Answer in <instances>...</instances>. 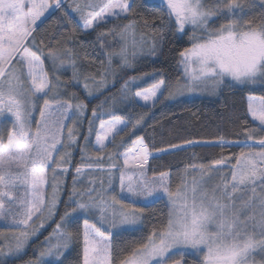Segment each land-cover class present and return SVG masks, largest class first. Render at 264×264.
Wrapping results in <instances>:
<instances>
[{"label": "snow or ice", "instance_id": "snow-or-ice-1", "mask_svg": "<svg viewBox=\"0 0 264 264\" xmlns=\"http://www.w3.org/2000/svg\"><path fill=\"white\" fill-rule=\"evenodd\" d=\"M185 35L179 77L163 69L128 75ZM71 86L86 97L108 95L88 118ZM225 89L248 93L245 139L201 145L219 147L220 156L185 165L175 185L171 171H157L149 158L194 141L153 142L154 154L139 136L119 151L157 105ZM257 90L264 92V0H0V264H264V95ZM121 107L141 111L118 115ZM233 146L238 154L224 155ZM77 147L81 163L68 187Z\"/></svg>", "mask_w": 264, "mask_h": 264}, {"label": "trees", "instance_id": "trees-1", "mask_svg": "<svg viewBox=\"0 0 264 264\" xmlns=\"http://www.w3.org/2000/svg\"><path fill=\"white\" fill-rule=\"evenodd\" d=\"M144 0H135L137 6L142 5ZM144 15H149L154 12L155 9H147L143 10ZM254 11H259V8ZM135 18V17H133ZM127 21H120V23H126ZM112 25L109 24L106 26L110 28ZM47 27V26H46ZM105 29V30H106ZM139 32L143 31L146 36H151L152 34L148 32V30L139 27L137 29ZM89 41L95 39V34L91 37L84 38ZM188 46V37L185 35L179 41H171L167 42L163 49V54L160 55L155 60L151 58H141L135 67V70H129L128 75H140L144 72H151L154 69L160 70L163 69L166 76H171L173 79L179 77L182 74L181 66L178 64L179 56L178 52L183 47ZM83 64V59L81 60ZM86 67V66H85ZM91 72H95L96 68L93 67L88 69ZM61 76V80L68 79L71 76V70H61L58 73ZM152 81L149 79L146 82H140L141 87H147ZM69 91H75L78 93L81 99L85 101L88 105L87 117L91 118V110L93 107H97L104 100L108 93H104V95H97L96 98L86 97L85 93L80 86H71L68 89ZM133 90H137L135 87ZM115 92L116 89L113 88L111 90ZM254 95H264V92L257 90ZM245 93H236L230 90L225 89L221 94L214 95L211 97H202L197 99H187L184 98L183 103H175V102H165L164 104L157 105L146 117V123L143 127L138 128L134 135H128L124 137L125 144L123 147L119 149L120 152H126L128 149L133 148L135 145L133 141L137 139L139 136L145 137V142L149 144L150 150H153V142L155 148L167 147L169 143L183 144L186 140H192L197 143H215L220 137H223L226 141H238L245 139L244 136V128L245 126L241 123V121L245 118L242 114L246 110L247 100ZM227 103V109L223 107ZM128 111L133 113L140 112L141 109L139 107H131L125 110L121 107L118 111V115H127ZM233 113L241 116V120L230 121L229 116H232ZM104 119H108L105 115ZM249 119V124H251V120ZM96 126L99 125V120L95 122ZM155 125V127H151ZM87 129V120L85 119L84 125L81 128V132L86 134ZM259 134H257L258 136ZM92 140V138H91ZM80 144H83V139L81 138L79 141ZM111 149V145L109 146ZM89 149L91 151V145H89ZM238 147H225L224 155L231 156L234 153L238 154ZM221 154V150L219 147L212 146H193L187 148L183 151L172 152L163 156H160L159 159L151 160L149 158V165L152 168H155L157 171L160 170H170L172 173V181L173 185L179 182V176L177 175L178 170L183 169L185 165L196 162V163H209L212 159L218 158ZM108 153L105 152L102 154V163L107 167L110 161L107 159ZM119 164H123L122 156L116 158ZM81 163V154L79 152V148H75L73 150V155L71 158L72 168L67 177V186L70 187L72 180L71 176L74 174V168L76 165ZM227 171V169H225ZM86 173L88 171L86 170ZM91 175H100V173H91ZM151 175V173H150ZM89 175H85L81 177V180L84 184H87ZM62 198H65L62 194ZM159 210L166 211L164 209L163 204L158 206ZM61 210H63V205H61ZM82 225V221L80 222ZM150 228V225H148ZM51 231V229H48ZM147 231V228H146ZM48 233L45 232L44 235ZM43 239V236L40 237ZM33 256L31 250L28 251V255L24 257V259H28ZM76 258V253L73 252L69 256L70 261H74ZM189 264H191V260H189Z\"/></svg>", "mask_w": 264, "mask_h": 264}, {"label": "rangeland", "instance_id": "rangeland-1", "mask_svg": "<svg viewBox=\"0 0 264 264\" xmlns=\"http://www.w3.org/2000/svg\"><path fill=\"white\" fill-rule=\"evenodd\" d=\"M181 69H182V67H181ZM182 71H183V69H182ZM211 96H214V95L205 92V93H202V94H196V95L187 96V97H185V98H187V99H197V98L211 97ZM141 103H143V102L141 101ZM94 140H95V136L93 135V136H92V141L94 142ZM205 144H207V145H211V144H214V143H197V142H195V144H194L193 146H199V145H205ZM193 146H186L185 149L190 148V147H193ZM134 147H135V146H134ZM134 147H133V148H134ZM131 149H132V148H131ZM172 152H176V151H172ZM172 152H170V153H172ZM137 154H138V148L136 149V151H134V152H132V153H129V157H128V158L131 160V159H133ZM168 154H169V153H168ZM163 155H166V154H161L160 156H163ZM123 160H124V157H122V162H123ZM151 160H152V158H151ZM151 160L149 161V163L151 162ZM86 170H87V169H86ZM86 170H85V171H86ZM87 171L89 172V170H87Z\"/></svg>", "mask_w": 264, "mask_h": 264}]
</instances>
